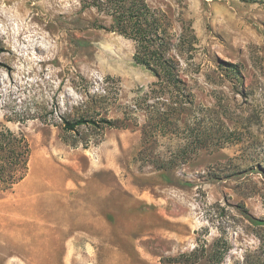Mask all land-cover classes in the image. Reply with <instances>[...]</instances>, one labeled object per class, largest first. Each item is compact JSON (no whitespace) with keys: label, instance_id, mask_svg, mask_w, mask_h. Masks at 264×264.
<instances>
[{"label":"rangeland","instance_id":"1","mask_svg":"<svg viewBox=\"0 0 264 264\" xmlns=\"http://www.w3.org/2000/svg\"><path fill=\"white\" fill-rule=\"evenodd\" d=\"M146 2L196 37L176 53L186 124L154 144H142L147 111L127 128L63 126L122 118L155 80L131 40L96 26L110 16L83 0H0V123L31 147L25 177L0 192V264H212L219 252L216 264H264V1ZM178 153L172 168L150 161Z\"/></svg>","mask_w":264,"mask_h":264},{"label":"trees","instance_id":"2","mask_svg":"<svg viewBox=\"0 0 264 264\" xmlns=\"http://www.w3.org/2000/svg\"><path fill=\"white\" fill-rule=\"evenodd\" d=\"M82 5L95 7L99 12L111 17L109 26L100 23L96 26L131 40L134 44V62L149 70L155 80L150 84L149 90L137 92L133 106H129L122 118L102 117L95 120L85 116L72 119L64 117L63 126L71 130L82 124L127 128L137 125L135 112L147 111L149 118L144 126L148 129L143 128L142 144H145L147 139L154 144L159 137L165 136L172 126H178L181 122L186 124L182 113L193 105L194 100L181 74L176 53H188L193 48L196 37L192 30L183 26L182 32L175 36L168 16L163 11L151 7L146 0H83ZM231 71L236 74L237 67L231 64ZM30 154L31 147L26 134L20 129L13 130L0 123V192L12 190L25 177ZM182 159L186 157L178 153L150 161L158 168L167 169L174 167ZM255 221L264 222L263 219ZM198 251L199 249L195 248L190 253L169 259L170 262H192L200 257ZM201 251L203 252V248ZM223 253L219 252L218 260V253L212 254V264L218 263Z\"/></svg>","mask_w":264,"mask_h":264}]
</instances>
